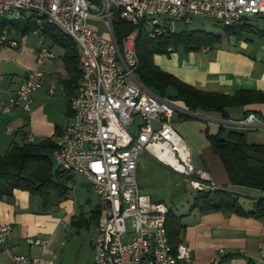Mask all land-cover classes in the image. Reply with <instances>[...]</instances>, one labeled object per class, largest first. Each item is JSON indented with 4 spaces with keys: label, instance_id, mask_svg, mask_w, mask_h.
Returning <instances> with one entry per match:
<instances>
[{
    "label": "built area",
    "instance_id": "1",
    "mask_svg": "<svg viewBox=\"0 0 264 264\" xmlns=\"http://www.w3.org/2000/svg\"><path fill=\"white\" fill-rule=\"evenodd\" d=\"M30 20L39 36L37 68L26 74L15 95L1 109L30 111L32 94L41 88L39 69L54 53L44 45L43 29L54 26L74 43L79 80L69 98L70 116L51 153L56 166L81 175L98 199L92 264H196L190 248L169 243L165 218L169 209L141 193L137 167L142 153L151 155L188 179L195 192L213 191L207 173L193 166L173 118L180 110L167 98L146 88L138 76L136 38L142 26L151 39L175 33L173 24L190 25L193 18L222 27L236 26L246 17L264 16V0H0V20ZM133 30L119 48L115 19ZM94 24H103L107 34ZM12 29L0 24V50L18 49ZM202 48L201 52H207ZM53 95V88L49 90ZM135 117L136 132L130 128ZM238 128H264L254 114L227 122ZM7 132L10 128L6 129ZM28 142L32 143L31 136ZM11 225L0 226V251L10 240ZM44 252L46 240H29ZM10 264H42L41 259L16 255Z\"/></svg>",
    "mask_w": 264,
    "mask_h": 264
},
{
    "label": "crops",
    "instance_id": "2",
    "mask_svg": "<svg viewBox=\"0 0 264 264\" xmlns=\"http://www.w3.org/2000/svg\"><path fill=\"white\" fill-rule=\"evenodd\" d=\"M244 23L249 24L250 29L242 31L239 37H222L218 34L221 36L220 42L214 45L188 52L180 48L170 56L154 55V64L180 81L208 93L232 96L246 91L264 94V16L246 17L236 26ZM11 36L17 38L21 46L16 50H0V155H5L12 144L29 143V136L33 139L32 143L48 138L55 142L68 122V92L74 90L79 80L78 64L69 68L65 49L45 38L44 45L55 57L39 67L43 74L42 86L32 94L30 111L27 113L20 108H11L9 112L1 113L26 74L37 68L36 55L40 46L39 40H30L28 35L22 36L15 29H12ZM202 48H207V52L202 53ZM50 88H53V95L49 93ZM178 109L187 111L191 114L187 116L198 120L194 122L196 129L185 128L180 133L191 154L193 166L207 173L210 183L216 188L235 193L239 204L248 213L254 202L264 197V193L230 185L205 132L217 134L220 126L233 127L227 122L239 121L250 114L264 121V102L233 105L226 110L227 120L218 112H190L182 104ZM233 109L236 111L235 117L230 112ZM180 115V112H176L174 118H180ZM209 124H219L218 130L213 131ZM7 128H10L9 132ZM249 130L250 134L246 136L248 142L264 144V128ZM151 158L147 153L140 155L137 180ZM52 163L55 164L53 160ZM185 179L187 196L190 197L186 209L179 214L169 210L183 226L178 244L190 248L192 261L196 264H264V217L228 211L204 212L192 208L195 191ZM91 208L88 213L82 210L78 212L66 196L58 197L55 194L52 197L51 192L39 196L14 190L11 196L0 201V226L11 225L13 228L10 240L1 248L0 264H10L16 255L39 258L42 264H66V238L72 233L80 236L84 230L91 231L93 236L88 246L89 262L92 264L97 222L92 217L98 208V199ZM29 240H46L44 252L39 246L30 244ZM180 264L184 263L181 261Z\"/></svg>",
    "mask_w": 264,
    "mask_h": 264
},
{
    "label": "trees",
    "instance_id": "3",
    "mask_svg": "<svg viewBox=\"0 0 264 264\" xmlns=\"http://www.w3.org/2000/svg\"><path fill=\"white\" fill-rule=\"evenodd\" d=\"M245 21V20H244ZM0 24L15 29L17 33L26 36L35 30L30 20L12 21L4 18ZM247 23L241 26L223 27L226 36H237L242 31L249 30ZM133 30V27L118 18L113 22L115 40L121 48L123 38ZM45 38L65 49V59L68 67L77 63L76 48L66 35L54 26L46 24L43 29ZM221 36L203 30H184L167 34L155 39L148 37L145 29L140 26L136 38V54L138 67L136 75L141 83L159 97L182 104L188 111H213L227 120L226 110L233 105H245L253 101L264 102L263 93L241 91L232 96L218 93H208L190 86L170 73L161 70L154 64V55L170 56L174 51L199 50L220 42ZM78 75V79H79ZM71 89V88H69ZM73 89L68 92V101ZM68 115L70 111L68 109ZM181 118H191L180 115ZM219 127L217 134L205 132L210 148L216 154L225 170L228 181L233 187L254 189L264 193V144L248 142L242 129L231 128L225 135ZM55 142L48 138L39 143L12 144L5 155H0V201L11 196L14 190L27 191L33 195H47L53 191L58 197H65L68 192L67 183L73 175L53 167L51 153ZM192 208L202 211H228L238 215H250L256 218L264 217V197H259L253 208L246 213L238 202L235 193L225 188H215L213 191H197L193 197ZM98 208L92 219L97 221ZM75 223V222H72ZM167 237L172 248L179 243V235L183 226L178 217L169 210L165 218Z\"/></svg>",
    "mask_w": 264,
    "mask_h": 264
},
{
    "label": "rangeland",
    "instance_id": "4",
    "mask_svg": "<svg viewBox=\"0 0 264 264\" xmlns=\"http://www.w3.org/2000/svg\"><path fill=\"white\" fill-rule=\"evenodd\" d=\"M11 19V16H8ZM97 26L101 33L107 34L106 27L103 24H94ZM176 33L184 30H203L214 34H220L222 37L225 35L223 27L215 22L207 19L193 18L190 25H184L181 22H175L173 24ZM28 38L39 40V36L34 32L28 34ZM40 47V46H39ZM178 108L180 103L173 102ZM231 112L232 117H235L236 111L233 109ZM140 121L139 117H135L133 124L130 128L131 132H136V124ZM194 122H198L194 117L184 119L181 117L173 119V126L175 130L180 134L185 131V128L196 129ZM180 124H185L180 126ZM207 127L206 123L204 124ZM213 131L218 130L219 124H209ZM231 128L242 129L246 136L250 134L248 128L238 127H224L221 132V136L225 137L226 133ZM151 162L148 166L143 167V173L138 177L141 193L150 197L152 202L161 203L170 209L174 214H179L187 207V202L190 201V197L187 196L185 185L187 180L176 173H174L169 167L159 163L157 160L151 158ZM54 169L57 167L53 164ZM68 192L66 199L69 203L74 205L78 212L84 211L88 213L91 207L97 201L95 194L89 189L86 180L81 175H73L72 179L66 184ZM51 196L55 197V192L51 191ZM89 201V203H87ZM78 214V213H77ZM93 229V227H90ZM93 231V230H92ZM93 239L91 231L84 230V233L78 236L72 233L66 238V264H90L88 246L89 241Z\"/></svg>",
    "mask_w": 264,
    "mask_h": 264
}]
</instances>
